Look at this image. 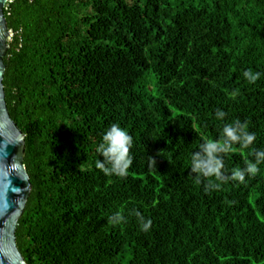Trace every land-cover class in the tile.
I'll return each mask as SVG.
<instances>
[{
    "label": "trees",
    "instance_id": "1",
    "mask_svg": "<svg viewBox=\"0 0 264 264\" xmlns=\"http://www.w3.org/2000/svg\"><path fill=\"white\" fill-rule=\"evenodd\" d=\"M4 16L5 103L32 185L15 234L26 264H264V163L218 191L190 172L236 120L256 141L223 155L226 174L264 150V75L244 77L264 74V0H11ZM112 124L133 137L124 177L95 168Z\"/></svg>",
    "mask_w": 264,
    "mask_h": 264
},
{
    "label": "clouds",
    "instance_id": "2",
    "mask_svg": "<svg viewBox=\"0 0 264 264\" xmlns=\"http://www.w3.org/2000/svg\"><path fill=\"white\" fill-rule=\"evenodd\" d=\"M262 73L253 72L251 69L244 71V77L249 84H256L262 78ZM226 113L220 109L215 111V118L223 121ZM247 124L239 120L233 123L224 124L222 137L218 140L206 142L200 145L199 150L190 154V172L197 184L206 181L207 190H221L222 186L229 181L239 184L246 182V177L254 176L258 172V165L264 163V150L252 149L255 162L249 161L243 169L237 167L226 174L223 155L235 150V146L240 149H249L256 141V135L246 130ZM133 146V137L126 129L119 124H112L104 132L102 142L97 146V153L103 159L95 161V168L106 176L124 177L128 169L133 164V157L130 150ZM152 163H154L152 161ZM6 182L11 187V179L6 178ZM135 216L142 231L147 232L151 228L152 221L145 219L139 212L134 210ZM110 219L114 223H126V218L122 214H114Z\"/></svg>",
    "mask_w": 264,
    "mask_h": 264
},
{
    "label": "water",
    "instance_id": "3",
    "mask_svg": "<svg viewBox=\"0 0 264 264\" xmlns=\"http://www.w3.org/2000/svg\"><path fill=\"white\" fill-rule=\"evenodd\" d=\"M11 0H0V264H26L16 245V230L32 185L24 165L25 136L12 121L3 89L4 59L12 33L4 9ZM11 179V187L6 178Z\"/></svg>",
    "mask_w": 264,
    "mask_h": 264
}]
</instances>
